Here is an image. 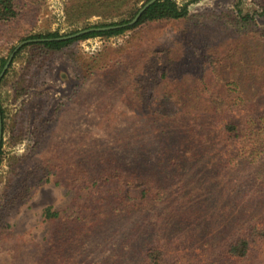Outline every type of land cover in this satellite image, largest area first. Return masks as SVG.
I'll list each match as a JSON object with an SVG mask.
<instances>
[{
  "label": "rangeland",
  "instance_id": "obj_1",
  "mask_svg": "<svg viewBox=\"0 0 264 264\" xmlns=\"http://www.w3.org/2000/svg\"><path fill=\"white\" fill-rule=\"evenodd\" d=\"M175 1L188 5L186 18L148 24L108 38L77 41L46 59L30 46L18 50L0 83L6 127L0 164V264H85L81 260L87 256L90 264H100L111 253L129 226L122 215L105 213L87 229L79 227L63 249H55L54 226L41 214L47 206L62 216L88 213L83 206L92 192L77 190L78 174H91L99 154L105 159L115 157L118 163L130 160L133 144L129 143L132 148L127 150L116 141L118 128L128 121L130 128L138 121L143 124L141 118L161 125V119L174 117L180 106L225 101L226 90L238 96L235 84L242 92L239 100L256 106L251 114L264 116V0ZM15 2L17 16L0 22V60L7 59L20 42L33 35L56 32L66 36L128 22L146 0H102L80 10L73 7L78 0ZM238 10L252 18L241 21ZM94 57L100 67L87 78L84 70ZM30 58H36L37 63L43 59V64L31 71L24 94L17 95L25 69L28 75ZM167 66V77L162 76ZM15 116L21 130L13 141L9 130ZM143 126L149 138L152 122ZM195 133L204 136L205 130ZM240 152L241 143L224 134L207 148V157L222 176L228 173L230 161L240 160ZM12 157L18 163L20 160V166H9ZM9 172L14 176L11 182ZM26 177L28 186L23 184ZM186 187L193 189L192 184ZM176 191L185 193L182 186ZM14 197V203L5 201ZM205 197L192 207L198 210L197 219L179 226L174 221L182 210L171 208L169 199L157 207L153 201L143 206L151 246L178 264H264V238L252 243L244 258H233L227 252L228 246L242 237L245 224H264V214L246 208L240 200L225 198L221 205L219 195ZM103 238L108 245L97 250Z\"/></svg>",
  "mask_w": 264,
  "mask_h": 264
},
{
  "label": "trees",
  "instance_id": "obj_2",
  "mask_svg": "<svg viewBox=\"0 0 264 264\" xmlns=\"http://www.w3.org/2000/svg\"><path fill=\"white\" fill-rule=\"evenodd\" d=\"M101 1L78 0L79 3L73 7L78 10L86 9ZM187 14V4H178L175 0H157L144 10L132 26L89 32L66 40H57L56 38L61 36L56 32L37 34L28 39H46V41L32 42L26 46L35 48L38 50L36 53L46 59L67 49L77 41L93 37L117 36L152 23L182 20L186 18ZM16 16L15 0H0V22H8ZM238 16L243 22L252 18L248 14H242L240 10H238ZM126 22L121 21L97 27L120 25ZM18 53L19 51L15 53L14 57ZM122 55L124 54L118 57L120 58ZM43 59L39 63L36 62V58L34 60L27 59L28 75L25 69L19 79L17 95L24 94L28 89L30 85L27 79L31 80L33 75L31 71L39 69L43 64ZM91 59V63L87 64L84 70L87 78L94 73L91 72L94 68L100 67L97 66L99 63L96 57ZM5 61L6 59L0 60V71ZM101 67V70H104L103 66ZM105 67L111 69L107 65ZM166 69L168 66L163 69L162 76L166 75L167 77V74L164 73ZM7 71L8 69L0 83L7 75ZM132 83H136V81ZM234 86V93L241 96L242 92L238 85ZM203 88L209 93L206 85ZM167 95L170 96V93L168 92ZM238 96L233 94V90L230 92L226 90L225 101L208 104H200L197 101L188 103V105L180 106V110L175 109L174 117L167 116L161 119V125H157L156 120L141 118L140 121H144L143 124L138 121L130 128L128 121L123 128H118L116 141L123 143L127 150L132 148L128 146L129 143H132L134 146L132 148L133 155L130 160L121 159L118 163L115 157L105 159L99 154V159H96L92 164H95V169L91 174L86 171L78 174L77 190L88 189L92 192L83 206V210L88 213L85 215L83 211L82 216H62L50 206L42 210L43 220L50 222L55 229L52 247L63 249L66 244L73 241L76 236L75 231L79 227L84 226L87 229L90 222L103 218L105 213H109L122 215L128 222L126 226L128 224L129 226H127L126 232H121L123 238L116 246H113L107 257L101 259L100 264H178L177 261L166 260L159 249L151 246V234L144 226L147 216L146 219L145 216L143 217L142 210V207L149 202H155L157 207L169 199L168 203L171 204V208H181L183 214L174 221L178 226L197 219L195 214L198 213V210H194L193 205L195 207L200 205L201 202L198 203V201L204 196L209 198L219 195L217 199L221 205L225 204V198L240 200L246 208L252 207L259 210L261 215L264 214V116L255 118L251 112H255L256 106L251 102L239 100ZM169 106H173L172 103H169ZM239 113H241V117L237 116ZM0 114L4 135L6 127L1 105ZM108 120L106 118L105 122ZM110 121L117 122L115 119ZM149 121L152 122V127L148 134L150 137L147 138L143 125ZM20 126L21 122L15 116L9 130L13 141L17 139L14 138V134L17 133L15 137L20 134ZM198 129L205 130L204 136L195 133ZM38 133L42 134L43 131L39 130ZM224 134L236 140L237 144L241 143V152L239 153L240 160L238 162L230 161L228 173L219 176L216 164L213 165L208 160L207 148L214 146L216 140L222 138ZM41 137L39 136V139ZM3 143L2 139L0 164ZM151 144H154L156 148L149 149L148 146ZM10 160L9 166L16 164L20 166V160L18 163L16 157H12ZM193 174V179H190ZM8 176V181L11 182L14 177L13 173L9 172ZM23 184L28 186L27 177ZM190 184L193 189L186 187ZM181 186L185 193L176 191V188ZM216 189L217 191L213 192ZM4 195L6 196V194ZM181 195H184V198H178ZM195 195L198 196L197 201H195ZM16 197L7 198L5 201L14 203L17 200ZM221 199H223L222 202ZM175 200L179 203L176 204ZM200 207L203 209L202 206ZM187 213L189 214L186 215ZM2 219L3 216L0 214V228ZM65 219L69 222L66 223ZM167 219H171V217ZM116 232L117 230H114L115 234ZM105 238L101 239V245L96 248L97 250L106 249L108 242L104 240ZM262 238H264V224L259 223L253 226L245 224L242 237L232 242L228 246L227 252L233 258H244L248 254L251 244ZM81 261L90 264L88 256Z\"/></svg>",
  "mask_w": 264,
  "mask_h": 264
},
{
  "label": "water",
  "instance_id": "obj_3",
  "mask_svg": "<svg viewBox=\"0 0 264 264\" xmlns=\"http://www.w3.org/2000/svg\"><path fill=\"white\" fill-rule=\"evenodd\" d=\"M155 1L157 0H148L147 2H145L141 8H139V10L136 12V14L134 15V17L124 23V24H120V25H112V26H106V27H93V28H88V29H84V30H80L77 31L73 34L70 35H66V36H61L59 38H56L57 40H66V39H72V38H76L79 37L81 35H84L86 33L89 32H99V31H107V30H113V29H119V28H124V27H129L134 25L137 20L139 19V17L141 16V14L144 12V10L146 8H148L150 5H152ZM49 40V39H47ZM40 41H46V39H30V40H25L20 42L13 50L12 52L9 54V56L7 57L1 71H0V80L2 79V77L4 76L6 70L8 69L9 65L12 63V60L14 58L15 53L24 45L28 44V43H32V42H40ZM3 139V129H2V118H1V114H0V150H1V142Z\"/></svg>",
  "mask_w": 264,
  "mask_h": 264
}]
</instances>
